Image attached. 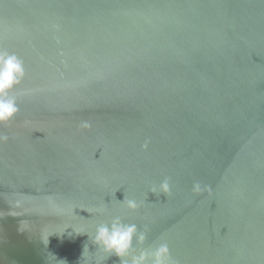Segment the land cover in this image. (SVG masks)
<instances>
[{
	"label": "water",
	"instance_id": "1",
	"mask_svg": "<svg viewBox=\"0 0 264 264\" xmlns=\"http://www.w3.org/2000/svg\"><path fill=\"white\" fill-rule=\"evenodd\" d=\"M0 52V264H120L117 215L130 255L264 264V0H0Z\"/></svg>",
	"mask_w": 264,
	"mask_h": 264
},
{
	"label": "clouds",
	"instance_id": "2",
	"mask_svg": "<svg viewBox=\"0 0 264 264\" xmlns=\"http://www.w3.org/2000/svg\"><path fill=\"white\" fill-rule=\"evenodd\" d=\"M24 76L22 61L15 55L0 52V125L6 124L18 113L17 98L12 95L13 88L20 83ZM83 127H90L87 123ZM0 139H6L2 137ZM150 191L155 194H169L171 185L168 179L158 185H152ZM199 183L193 185V192L199 193ZM123 201V200H122ZM129 210L135 211L139 204L133 199L126 202ZM94 243L111 256L119 259L120 264H170L167 244H161L152 251H140L130 255L133 251L134 240L142 243L145 234L140 232L134 223H125L120 216H115L110 223H100L95 228Z\"/></svg>",
	"mask_w": 264,
	"mask_h": 264
}]
</instances>
